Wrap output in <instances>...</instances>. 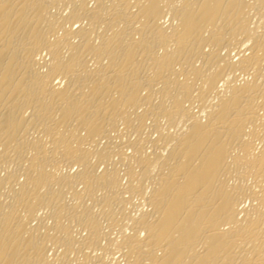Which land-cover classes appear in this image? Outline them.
Returning <instances> with one entry per match:
<instances>
[{
    "label": "bare ground",
    "instance_id": "bare-ground-1",
    "mask_svg": "<svg viewBox=\"0 0 264 264\" xmlns=\"http://www.w3.org/2000/svg\"><path fill=\"white\" fill-rule=\"evenodd\" d=\"M56 1L67 0H0V167H2V162H4V159L9 157V155L13 156L14 159H21L22 152L24 154L25 151L24 148L28 146H26V140H24L25 133L29 132L35 124L41 122L44 123V130L41 131H44L47 134L46 136H48V141L46 140L47 144L49 143L48 148H50L48 151L52 150L54 153V150H56L59 153L60 156L55 154V156L58 155L60 157V159L58 158V162L64 160L65 163H68L69 160L70 162L73 161V163L69 162L70 164L78 163L82 165L83 163L85 164L86 160L88 164L89 159L87 158L90 155L98 156L97 160H101L99 156L105 157L108 153H110V155H108L111 156V152H106V149L111 150V148H113L114 150L115 147L113 145L115 144H113L112 140L111 142L113 145H110L111 143L109 144L112 146L111 148L108 145V147L105 146L104 148H99L97 147L99 145L91 143L92 146L96 145V148H98L95 149L94 147L95 150L92 152L89 151V148L92 149L91 145L87 149L83 148L82 144L90 143L87 142L86 138L90 140L94 135L99 137V133L103 134L105 130L112 129L119 118L117 117L118 115H120V117L122 116L123 119L127 118V113L130 108L133 109L136 106L135 109H137L143 104L150 105L148 99L150 98L149 96H152V92L150 93L149 91L153 82H156V85L157 83L159 84V88L156 92H159L160 94H157L161 96L158 100L161 101L157 103V106L154 105L155 110L152 107V103L150 107H148L150 108L148 109V112H143L144 110H141L142 112H140V114L138 113L136 116V122L139 123L143 116L147 117L149 115L148 113H151L154 116L155 112V115L160 112L162 116L163 114L161 112H164L169 116L167 117V120H169L170 117H173L171 118L172 120H169L170 124L174 121V117L178 118V121L175 120V122L177 121L176 124L174 123L176 126L172 125L173 128L179 126L183 121V123L189 122V125H186L187 127L185 130L182 129V131L184 130L183 132H178V134H180H176L177 136L175 138H172V136L175 135H170L173 139V145L171 144L172 147L167 150L168 153L166 157L160 159L161 162H164L165 159L167 164V166L165 165L166 171L163 172V170L161 171L158 169V171H161L162 173L157 172V177L154 173L152 174L155 176H153L155 179L153 178L154 181H151L153 184L150 182L152 189L148 195L145 194L147 190H143V183H141V189L144 191H142L144 194L142 196L143 199H140L141 201L143 200L142 203L145 202V204L148 205V208L145 209L146 211L141 209L142 212H140L139 215L138 212L136 218H134V215L131 216L129 212H127V214L124 212L126 214L125 218H129V216H127L128 214L133 218L131 219L132 221L128 219V222H131L130 235L121 236L123 233L120 235L121 240H119L126 249L121 257H125L127 264H264V135L263 133H260L261 130H256L258 124L260 125V123H257L259 122L260 114L256 113L258 116H255V109L258 108H255L256 106L261 107V112L263 109V115L261 114V117L264 116V79H262L264 72L262 71L263 69L260 70L259 68L260 62L264 60V29L261 31V27L257 30L260 31L258 35L251 34V32H253L251 30L248 34H251L252 36L247 35V31L249 32L250 29L244 32L246 35L242 32L246 26V18L249 16H245L247 12L245 8L250 7L252 9L254 5L252 3L253 6H251L250 3L246 4V2H244L245 0H93V5L89 7L85 5L87 0H78L79 3H76L77 0H68V2L72 3V7L70 6L71 10L66 16L68 22L69 19H78L79 17L85 18L86 21L88 20V25L86 27L84 25H78L75 28H72V25L67 27L64 25L62 26L61 19L47 20L45 18L46 9L50 4L52 5ZM164 1L165 3H172L171 6L169 5V7H167L169 8V14L171 15L170 18H173L176 21L175 24H171L174 25L171 27L170 31H166V29L162 27L163 25L161 22L159 23L161 20L157 21L159 15L163 13V9L161 8L165 5L162 4ZM246 1L248 2V0ZM260 2L262 1L260 0ZM130 4H134L132 6L133 8L135 7L133 11L130 9ZM247 5L250 6L247 7ZM135 19H137L136 21L138 22L140 21V24L134 22L136 23L134 25L138 24V27L140 25L139 28L133 26V21ZM247 22H249V20ZM98 23L101 24V26L103 25L102 28H104L105 31H101L102 33L98 36V42L93 43L89 39L90 35L88 36V34H91V31H94L92 28ZM263 23L261 26H264ZM55 25L56 29L59 25V29L61 30L56 37L55 30L53 31ZM96 26L100 27L99 25ZM247 27L250 26H246V29ZM49 30L52 31L51 34H54V37H47L50 33ZM240 31L241 33H239ZM136 33L137 36L138 34L139 36L134 38L135 36L133 37V35ZM237 33H239V35L243 33V35L247 36H244V39H246L243 42L248 43V46L246 47L249 48L248 50L250 52L247 56L244 55L238 58V60L235 59L234 63L231 59V62H228V59L225 61L223 60L224 57L230 54L223 55V57L222 54H218L219 52L215 53L214 50L217 49V46L219 48V45L221 46L226 39L234 38V36L237 37ZM74 36L79 37L77 41L75 40L76 42H73L71 39L72 37L75 38ZM157 42L160 46L164 44L162 47L164 48L162 53L156 52L154 48V45ZM169 43L170 45H173L172 49L166 47V44ZM204 43L209 47H212L211 51L205 52L204 49L203 51L201 50ZM63 46H66L67 49L65 55L62 53ZM223 46L226 48L228 47L225 44ZM221 48L224 49L222 46ZM42 50L48 55V62H46L47 66H45V69L41 71L38 69V66L36 68L35 64L37 62L36 55H40ZM225 50H228V48ZM196 52H201L199 56L202 57L201 59H203L202 62L205 67H212L214 64V68L206 75L207 78L204 74H201L204 69L207 70L206 68L203 70L201 69L202 71L198 73L199 70L197 67L199 65L195 66L193 62L191 63V59L195 57L193 55ZM89 56L95 61V66L92 67V65V68L88 67L86 64L87 61H89L87 60L90 58ZM226 58L227 57H225V59ZM102 59H106L105 63L102 62ZM221 60L224 61L222 63L223 65L219 64L221 63ZM199 61L201 60L199 59ZM89 62H91V60ZM175 64H181L184 66L180 68L181 66L179 65V68H177L178 71L184 75V80L180 78H178L180 81L177 80L176 73L179 74V72L177 69L175 70ZM143 65H145V67H143ZM230 65H236L242 70H245L246 68L247 70H250L252 68L254 77H252V79L250 78L251 80L249 79V81H243L244 83H242L240 79L239 81L242 84L236 86L235 84H232L234 81L228 79L230 80L229 82H231V85H229L227 81L228 76L225 77L227 86H229L228 89H226L228 94L226 92L227 95H224V92L222 93L223 95L219 93L221 96L218 94L215 102H211L212 104L209 105L206 102L208 108H211L209 110L207 106H203L204 103H202L205 102V98L207 97L206 93L209 95L208 91L210 90H208V87L211 86L213 88L216 86L215 83L219 80L217 79L218 75L220 76L222 74L224 77V74H226L221 73L223 71H220V69L227 67L224 70H230L233 68ZM216 66H219L220 69L219 67L216 68ZM248 67H250V69H248ZM145 68L148 69V71L151 68V71L148 73L143 72V75H141V69L146 70ZM231 71L235 72L236 68L235 71L233 69ZM242 72L245 73L246 71ZM229 73L227 72V74ZM199 74L203 75V81L207 79L205 85L208 86L206 87L207 89L204 87L201 88L206 89L203 90L204 92L207 91L206 93L202 92V90H199L200 93L198 91L196 93L198 94L196 97L199 98V100H203L204 98V101H201V108L199 107L200 113H196L197 116L198 114H201L202 106L203 109L205 107L207 108H205L206 111L202 110V113L204 112L203 116L206 114V117L204 116V119H206H203L204 122H201L202 119L199 120L202 117V114L201 117L199 115V119H196L197 117L193 114L189 115L190 118L187 117L188 113L185 111L186 107L184 108L182 103L184 102L183 99H186L187 97L189 98L191 95L190 87L192 86L191 83H193L190 81L191 77H198ZM239 74L237 73L238 76ZM55 79L60 80L55 82ZM61 80L63 81L62 86L60 85V82H62ZM221 80L223 79H220V81ZM199 81L201 82V80ZM195 83L197 84V81ZM142 89L145 91L143 96H141L140 93ZM203 93L205 97H202ZM157 94L154 96H157ZM193 95H191V97ZM255 97H258V101L256 100L258 104H255L254 102ZM168 98H171V102L166 104L167 102L165 101H168ZM29 104L34 106V113L32 112V116L30 114L28 118H25L23 116L25 114L22 112L25 111V109L22 110V108L24 105ZM198 104H200V101ZM191 105L192 103H190V106ZM29 108H32L33 110V107ZM143 109L146 110V106ZM126 110L127 113H125ZM207 110H209V112H207ZM192 112L193 111L190 112L189 110V113ZM55 114L56 117L53 116ZM156 117L157 116L153 119H156ZM185 118L187 119L186 122ZM263 119L262 122H264ZM72 121H74V123H72ZM179 121H181V123ZM113 122L114 125L112 127L110 125ZM124 122H126V119ZM246 122L253 125L257 124L256 128L251 127L253 130L251 128L249 129L252 130L254 137L251 133L250 134L254 139H256L257 131L263 138L260 140V147L257 150L254 149V144L252 145L251 143L250 134L248 136H245L246 134H244L251 131L245 132V130H242V127H244L243 124L245 123L246 125ZM130 123L132 124L131 126H133L131 121ZM137 123H135V126H137ZM168 123L166 122V124ZM39 125L38 127H40ZM79 126L84 130V137H78L77 130L81 129ZM138 126H140V124H138ZM164 126L165 125H163V127ZM167 126H169V124L166 125V128L168 129L171 125L169 127ZM181 126L179 127L181 128ZM163 127L161 128L163 129ZM258 127L261 129L260 126ZM155 128L157 132L158 129H160H157V127ZM138 129L136 134L139 132ZM39 131L40 130H38V132ZM160 132L161 131L159 130V133ZM163 132L167 131L164 130L161 134H156L157 137L154 136L156 138L159 136L161 143H165L162 142V140L165 141L169 134V131L167 134ZM79 134L82 135L81 133ZM108 134L105 135L110 136V134ZM102 136L104 137V135ZM107 136L106 138L108 139ZM135 136L137 137V135ZM39 137L41 138V136ZM43 137L41 138L42 140ZM46 138L44 137V141ZM33 139L30 143L27 141V143L30 144V147L28 146V151L31 149L30 155L27 156L28 153L27 155L24 154L26 159L20 162V164H24V161L26 162L23 165L24 171L22 172L25 180H23V183L20 182L21 185L17 191L14 189V197L12 196V199H14L13 204L16 206H22V209H24L27 214H32L33 208L39 205V203V206H42L41 203L47 204L43 207L47 206L50 210L53 206H50L49 208L48 204L50 203L46 202L54 201L55 204H53L55 210H52L53 214L50 212V215L52 214L51 217H57L60 213L66 212V210L70 208L68 209L69 211L66 212L68 214H66L67 216L63 213L66 218H74L72 219L73 222H75V218H78L82 223L84 222V225L86 224L88 228V243L90 239L92 242L96 241L98 236L101 235L99 232L102 231L103 234V230L100 231V226L97 222L98 219L96 221L90 214V209L83 206L82 203L86 197L88 201V198L94 197L92 196L94 190L97 191L98 189H101L102 195L99 198L100 203H98V205H101L102 203V207L106 206V209L110 210L112 215L115 211L120 209L121 211H127L122 209L127 207H123L124 199L122 195H119L120 192H117L116 186H118L117 179L119 180V177L116 178V170L115 172H113L114 169L113 171L110 170L111 172L103 170L101 173L99 172L96 174L93 172V167L91 168L92 164L89 165V167L87 164V166L83 165L82 169H78L79 172L77 171L78 173L76 175L80 180V183H82V189L78 190L77 184V190L71 194L72 199L75 202H71L72 204L70 203L69 206V203L64 205L61 203L63 201H61L62 196L60 195L63 194L62 191L64 188L66 189L67 187H70L71 184L75 183L72 181L73 175L70 177L68 173L67 175L64 174L65 177H63L64 175H62V177L61 175L58 177L57 175L53 176L55 175L54 172L52 171V174L50 172L51 170L47 167L49 166L50 168L51 166L53 169H57L55 165L58 166L61 162L57 164V161L52 159L51 155L53 153L51 155L50 152L49 154L47 153V150L43 148L45 146L44 141V144H40L42 143L41 139L40 143L38 138ZM259 139L257 142H260ZM85 140L86 142H84ZM98 140L100 141V139L97 138V141ZM135 140H137V138ZM135 140H133L134 142H130L131 144L127 141L130 144V147L133 148V151L140 145L139 142L142 143V140L139 142ZM168 142L170 143L171 140H168ZM156 143L157 140L154 144ZM158 144L156 145L158 146ZM123 145L124 143L122 146ZM85 146L88 147L87 145ZM163 146L166 147L167 145ZM119 147H117L118 150ZM257 147L258 146H256V148ZM153 148L152 151L155 150V148ZM230 148L233 150L237 148V150H239V153L236 154V156H234L236 153L234 151L237 150H232L234 152V154H232L234 157L231 156L232 160L230 158L228 159L230 163H238V166H241L242 171L252 178L251 180L253 183H250L247 188L246 186L244 188L239 186L241 185V182L239 185L237 183L228 185V182H226V178L229 180L228 177H230V175L233 176L234 173L233 175L231 173L235 172H231L230 169L228 170L229 161L226 160V156L229 155ZM120 149L122 150V147ZM158 149L156 148V150ZM121 150L118 151L119 154ZM138 150L140 151V153L138 152L139 156L137 155L136 157V154H133V156L127 157L130 159L129 162L132 157H136L135 163L137 162V165L139 166L138 173H136L135 169L134 172L129 167V169L127 168L128 170H125L128 176L124 173L123 174L126 175V178H129L128 180H136L134 182L144 180L145 177V181H148L147 177L148 179L150 176L152 177L151 173L154 172V169L151 171L149 164L151 163L152 165V162L160 158V153L158 154V152L161 150L157 152L153 151V153H156V156L158 154V158L150 152L152 157H156L153 159H151L152 157L150 153L148 156L151 158L148 159L147 156V158L144 157V155H146L144 154L146 152L143 153L145 149L143 150L142 148V151L141 148H138ZM115 151L117 150H114V153H116ZM119 154L118 156H123ZM121 158L122 157H120V159ZM103 159L102 161H104ZM123 159H125V156H123ZM146 159L149 162H152L148 163ZM97 160H95V162ZM161 162L157 164L162 165L163 162ZM89 163L91 162L89 161ZM131 164H133V162ZM131 164H129V166ZM131 166L133 167V165ZM23 168L21 167L22 170ZM233 168L234 167L232 166V169ZM237 169H239V167H237ZM238 171L243 173L240 170ZM9 173L14 176V173ZM226 173H229L230 175L228 176ZM237 174L238 173H236V175ZM7 177L8 183L11 184L12 182H9L11 180L10 176L7 175ZM245 177H247V175H245ZM238 181H240V179ZM134 182L133 187L135 185ZM4 184L6 186L5 182ZM60 185L64 186L61 191L62 194H59L60 191H54L55 187L58 188ZM74 185L75 184L70 188L72 189ZM62 187L59 188L61 189ZM137 188L135 187V189ZM124 189L122 190L123 193ZM11 190L13 191V187ZM136 191L138 192V190ZM96 196L95 198L98 200V197ZM243 197L252 201V204H250L251 206H247V208L241 206V201L244 199ZM95 198L91 200H95ZM94 203L96 204L97 201H94ZM3 204L0 203V264H34L38 262V260H43L41 253L42 247L45 246V244L42 246V236H36L32 232L35 229L37 230V228L34 227L35 229L32 230L31 228L26 227L29 224L26 225L25 221L27 220H25V218L23 219V216L20 217V214L18 215V212L20 211L17 212L15 210L17 207L13 205L14 207L9 206L8 208L10 209L4 210L2 207ZM7 204L11 205L12 203L10 202ZM5 207L6 206H4V208ZM106 209L103 210V208H101L100 210L103 213L104 211H108ZM24 210L23 212L25 213ZM91 213H93L92 209ZM104 214L106 213L104 212ZM28 216L26 215L25 217L28 218ZM110 216H108L107 219H111ZM111 223H113V219ZM67 224L68 223L65 224L63 221L60 222L57 219L53 224L55 235L50 236V233L49 237H53L55 241L57 239H63L62 241H65V246L72 245V242L70 243L71 238L69 237L71 233H69ZM38 234H40V232H38ZM72 238L74 240V237ZM87 240L85 239V243ZM86 244L84 245L86 246ZM119 244L120 242L118 245ZM61 245L62 243L60 246ZM78 245L79 244L76 246ZM89 246L90 244L88 247ZM120 246L116 247V249L120 248ZM71 247H73V245ZM63 248L64 247L61 249L64 250ZM64 251H61V255L60 253L59 255L63 256L64 254L62 255V253H64ZM78 251L79 250H77V252ZM59 255L56 256L59 257ZM63 258L64 257H62V259ZM54 259L57 260V258ZM53 261L54 260H52V262L50 261V264H53ZM40 262L42 263V261ZM89 262L87 261V263ZM116 262L115 264H118Z\"/></svg>",
    "mask_w": 264,
    "mask_h": 264
},
{
    "label": "rangeland",
    "instance_id": "rangeland-1",
    "mask_svg": "<svg viewBox=\"0 0 264 264\" xmlns=\"http://www.w3.org/2000/svg\"><path fill=\"white\" fill-rule=\"evenodd\" d=\"M86 1V0H85ZM251 1H254V0H251ZM250 0H248V2L245 0L244 2H246V4H248V3H250V5L251 6H253L254 5V10H253V8L251 9L250 7L249 8H245L246 10H247V12H246V10H245V12H246V14H245V16H247V15H249V16H247V18H246V26H250V27H247V29H246V26H245V29L244 30H242V32L244 33V32H246L248 29H250L249 30V32L247 31V35L248 36H250L251 34H256V35H258L259 33H260V31H257V30H259L261 27V31H262V29H264V26H261L262 25V23L264 22L263 20H264V0H261L262 2H260V0L258 1V0H255L254 2H251ZM257 1H258V3H259V5H258V3H257ZM66 2H67V5H66ZM87 2V3H86ZM85 2V5L86 6H91V5H93V0H87ZM257 3V5H256V3ZM76 3H79V1L77 0V2ZM170 2H168V3H165V1H164V3H162L163 5H164V7H162L161 9H163L162 10V12L163 13H161L160 15H159V18L157 19V21H159V20H161V21H159V23L161 22V24L163 25L162 27L163 28H165L166 29V31H170L171 30V27L175 24V20L173 19V18H170L171 17V15L169 14V5L171 6L172 5V3H170ZM253 5H252V4ZM58 4V5H57ZM168 4V5H167ZM66 5V6H65ZM131 6H130V9L133 11L134 9H135V7L133 8L132 6L134 5V4H130ZM162 5V6H163ZM250 5H247V7L248 6H250ZM64 6V7H63ZM70 6L72 7V3L71 2H68V0L67 1H56L55 3H53L52 5L50 4L49 6H48V8L46 9V12H45V18L47 19V20H51V19H56V20H60L61 19V24H62V26L64 25V26H69V25H72L71 27L72 28H75L76 26H78V25H84L85 27L88 25L87 24V21H86V19L85 18H83V17H79L78 19H69V22H68V19H67V15L69 14V11L71 10V8H70ZM168 6V7H167ZM132 7V8H131ZM262 8V9H261ZM51 9V10H50ZM260 9V10H259ZM63 10V11H62ZM168 11V12H167ZM249 11H251V12H249ZM260 12V13H259ZM52 13V14H51ZM64 13V14H63ZM165 13H167V14H165ZM251 13V14H250ZM50 14H51V16H50ZM62 14H63V16H62ZM66 14V15H65ZM164 14V15H163ZM57 15V16H56ZM162 15V16H161ZM49 16V17H48ZM63 18H62V17ZM260 16V17H259ZM48 17V18H47ZM161 18V19H160ZM165 18V19H164ZM171 19H172V21H171ZM46 20V21H47ZM137 19H135L134 21H133V26H136V27H138V24H140L138 21H136ZM249 20V22H247ZM258 21V22H257ZM68 22V23H67ZM134 22H138V24L137 25H134V24H136V23H134ZM43 23H45V22H43ZM47 23V22H46ZM66 23V24H65ZM70 23V24H69ZM73 23H74V25H73ZM158 23V22H157ZM165 23V24H164ZM172 23H174L173 25H171ZM161 24H159V25H161ZM168 24V25H167ZM96 25H99L100 27H97ZM96 25H94L95 27H93L92 28V30H94V31H91L92 33V36H91V34H88V36L90 35V37H89V39L93 42V43H97L98 41L97 40H99V34L100 33H102V32H104L105 30H104V28H102V26H101V24H96ZM263 25H264V23H263ZM169 28H168V27ZM258 28H257V27ZM139 27H140V25H139ZM138 27V28H139ZM55 29H53V31L55 32V37L61 32V30L59 29V25H58V27H57V29H58V31H57V29H56V25H55V27H54ZM98 28V29H97ZM103 30H102V29ZM135 28V27H134ZM168 28V29H167ZM100 29V30H99ZM96 30V31H95ZM98 30V31H97ZM227 30H229V29H227ZM253 31V32H251V34H248V33H250V31ZM255 30V31H254ZM50 31V30H49ZM48 31V32H49ZM100 31V32H99ZM102 31V32H101ZM51 32L52 31H50V33L47 35V37L49 36H51V38H52V36L54 37V34L52 35L51 34ZM107 32V31H106ZM109 32V31H108ZM258 32V33H257ZM90 33V32H89ZM96 33V34H95ZM239 33H241V31L239 32ZM239 33H237L236 35H237V37L236 36H234V38L236 37L237 39H239V40H237L236 38V40L234 39V38H229V39H226L225 41H223V43L225 44V45H227L228 47V50L230 51H228V50H225V49H227L225 46H223L224 44L222 43L221 44V46L224 48V49H222L221 48V46L219 45V48H218V46L216 47L217 49H215L214 51H215V53H218V54H222V56L224 55H227V54H230V55H228V56H225V57H227L226 59H225V57H224V59L223 60H227L228 62H231L232 60H233V63L235 62V59L236 60H238V58H240L241 56H244V55H248L249 54V48L248 47H246V46H248V43H246V42H243L245 39H244V36L246 35V33H244L245 35H243V33L242 34H240L239 35ZM51 34V35H50ZM109 34V33H108ZM243 35V36H242ZM135 36V37H134ZM138 36H139V34H138ZM137 36V33L136 34H134L133 35V37L134 38H137L138 37ZM252 36V35H251ZM75 37V36H74ZM95 37V38H94ZM245 37H247V36H245ZM51 38H49V39H51ZM79 37H75V38H71L72 39V41L73 42H76L77 41V39H78ZM92 38V39H91ZM243 39V40H242ZM76 40V41H75ZM94 40H95V42H94ZM232 40V41H231ZM230 41V42H229ZM234 41V42H233ZM237 43V44H236ZM243 43H245V44H243ZM157 44V45H156ZM164 45V44H163ZM163 45H158V42L157 43H155V45H154V48H155V50H156V52H160V53H162V50L164 49V48H162L163 47ZM168 45V46H167ZM170 45V43L169 44H166V47L168 48V49H172L173 48V45L171 46H169ZM240 45V46H239ZM245 46V47H243V46ZM156 46V47H155ZM157 46H158V49H157ZM202 47V46H201ZM160 48V49H159ZM162 48V49H161ZM208 48V49H207ZM211 48L212 47H209L207 44H203V47H202V51H203V49H204V51L205 52H207V51H211ZM221 48V49H220ZM210 49V50H209ZM246 49H247V51H246ZM157 50H159V51H157ZM217 50V51H216ZM223 50H225V51H223ZM233 50V51H232ZM240 50V51H239ZM243 50V51H242ZM43 51V52H42ZM41 52H40V55H36V64H35V66H36V68H37V66L39 67L38 69L39 70H44L45 69V66H47V64H46V62H48V55H46L45 53L46 52H44V50H42ZM220 51H221V53H220ZM223 51V52H222ZM229 53H228V52ZM239 51V52H238ZM198 52V51H197ZM195 53L193 56H195V57H193L194 58V60H193V58L191 59V63L193 62L194 63V65L195 66H198L197 68H198V73H200L204 68H206L207 70H203V72L201 73V74H204V76L207 78V74H208V72L210 71V70H212L213 68H214V64L212 65V67H208V66H204L203 65V59H201L202 57H200L199 55L201 54V52L200 53ZM227 52V53H226ZM62 53L65 55L66 53H67V49H66V46H63V49H62ZM226 53V54H225ZM238 53H240V54H238ZM243 55H242V54ZM193 54V53H192ZM238 54V55H237ZM197 55H198V57H197ZM237 55V56H236ZM38 56V57H37ZM219 56V55H218ZM90 58H88L87 60H91V62H89V61H87V66L88 67H90V68H92V67H94L95 66V61H93L92 59V57L91 56H89ZM40 59V60H39ZM199 59L201 60V61H199ZM230 59H231V61H230ZM193 60V61H192ZM223 60H221L220 62L221 63H219L220 65L224 62ZM40 61V62H39ZM44 61V62H43ZM105 61H106V59H102V62H104L105 63ZM195 61V62H194ZM219 62V61H218ZM217 62V63H218ZM45 65H44V64ZM92 63V64H91ZM216 63V64H217ZM227 63V62H226ZM262 63V64H261ZM182 64V63H181ZM181 64H175V70L177 69V68H179L178 66L180 65L181 67L180 68H182V67H184L183 65H181ZM264 60H262L261 62H260V64H259V68H260V70H262L263 72H264ZM93 65V66H92ZM146 65V64H145ZM145 65H143V67H145ZM176 65H177V67H176ZM204 67H203V66ZM219 65V66H220ZM223 65V64H222ZM92 66V67H91ZM147 66H148V64H147ZM146 66V67H147ZM219 66H216V68L217 67H219ZM230 66H232V65H230ZM229 66V67H230ZM262 66V67H261ZM142 67V68H143ZM200 67H202V68H200ZM223 67V66H222ZM233 67V68H232ZM232 67H230V68H232L234 71H235V68H236V71L235 72H233V71H231L232 69H230V70H224V69H226L227 67H224V68H221V69H223V70H221L220 69V67H219V69H220V71H223V72H221V73H226V74H224L225 76L223 77V75L221 76V77H223V78H221L219 75H218V77H217V79H219V80H217L216 81V83H215V85L216 86H214L213 88L210 86V87H208L207 85H205V83L207 82V79H205V81H203V79H204V77H202L203 75H201V74H199L200 75V77H199V75H198V77L199 78H201V79H199L197 76H195V77H191V79H190V81L191 82H193V83H191L192 84V86L190 87L191 89H190V93H191V95H193L192 97H191V95L189 96V98H190V101H189V98L187 97L186 99H183L184 100V102H182L183 103V106H184V108L186 109L185 111H186V113H188V116L187 117H189L190 118V114L192 115H195L197 118L196 119H199L200 117H201V114H202V117L199 119V120H201L202 119V121L201 122H204L203 121V119H204V116L206 117V114L203 116V113H202V110L204 111H206V109L208 108V106L206 105L207 103H208V105L209 104H212L213 102H215L216 101V97H218V94L220 93V94H222L223 92H224V95L227 93L228 94V91L226 90V89H228V87L229 86H227V82H226V78L225 77H227L228 76V78H227V81H228V84L229 85H231V82H229L230 80H232V81H234V82H232V84H235V86L236 85H240V84H242V83H244L243 81H249V79L251 78L252 79V77H254V73H253V69L251 68L250 69V67H248V69H250V70H247V68L245 69V70H242L241 68H238V66H232ZM210 68V69H209ZM146 69V68H145ZM151 69V68H150ZM149 69V71H148V69H146V70H144V69H141L140 71V73H141V75H143V72H145V73H148V72H150L151 70ZM202 69V70H201ZM147 71V72H146ZM177 71H178V69H177ZM229 71H230V73H229ZM242 71H246L245 73L244 72H242ZM252 71V72H251ZM179 72V71H178ZM227 72L229 73V74H227ZM232 72V73H231ZM237 73L239 74V76L237 75ZM248 73H250V74H248ZM176 78H177V80H179L180 81V79H182V80H184V75L181 73V72H179V74L178 73H176ZM243 75V76H242ZM248 75V76H247ZM253 75V76H252ZM191 76V75H190ZM189 76V77H190ZM235 76V77H234ZM232 77V78H231ZM237 77V78H236ZM178 78H180V79H178ZM196 78V79H195ZM203 78V79H202ZM239 78V79H238ZM243 78V79H242ZM194 79V80H193ZM220 79H223V80H221L220 81ZM225 79V80H224ZM228 79H230V80H228ZM241 79V80H240ZM250 79V80H251ZM262 79H264V76H263V78ZM60 79H55V82L56 81H59ZM181 80V81H182ZM199 80H201V82L199 81ZM242 82H240V81ZM62 81V80H61ZM197 81V84L195 83ZM218 81H219V83H218ZM264 81V80H263ZM200 82V83H199ZM223 84H222V83ZM204 85H203V84ZM218 83V84H217ZM60 85L62 86L63 85V81L62 82H60ZM202 87H204V88H206V87H208L209 89L208 90H210V91H208L209 92V95H208V93H206L207 91H203V90H206V89H201ZM216 87V88H215ZM220 87V88H219ZM227 87V88H226ZM151 88H152V91H151ZM151 88H150V93H151V95L152 96H149L150 98L148 99L149 101H150V105H151V103H152V107H153V109L155 110V106H157V103H159L160 101L158 100V99H160V97L161 96H159L158 94H160L159 92H156L157 90H158V88H159V84L157 83V85H156V82H153V85H151ZM212 88V89H211ZM215 88V89H214ZM226 91H225V90ZM196 90V91H195ZM202 90V92H204V93H206V98H205V102H202V103H204L203 104V106L205 105V106H207V108L205 109H203V106H202V109H201V114H198V116H197V114L196 113H200V111H199V109L201 108V101H204V98H203V100H199V98H197L196 96L198 95V94H196L197 93V91L200 93V91ZM224 90V91H223ZM143 93H142V92ZM140 91V93H141V96H143V94H144V89H142ZM214 91V92H213ZM153 92H154V94H153ZM156 92V93H155ZM193 92V93H192ZM218 92V93H217ZM226 92V93H225ZM158 93V94H157ZM204 93H203V95H204ZM157 94V96H154V95H156ZM196 94V95H195ZM214 94V95H213ZM216 94V95H215ZM219 94V95H220ZM226 94V95H227ZM202 95V97H205V95L203 96ZM223 95V94H222ZM159 96V97H158ZM221 96V95H220ZM153 97H154V99H153ZM155 97H156V99H155ZM158 97V98H157ZM165 98V97H164ZM195 98V99H194ZM196 98H197V100H196ZM212 98V99H211ZM153 99V100H152ZM169 100L167 101L166 99H164V100H166L165 102H167L166 104H169L170 102H171V98H168ZM258 99V97L256 98L255 97V99H254V102H255V104L257 103L258 104V102H256V100ZM186 100V101H185ZM207 100V101H206ZM213 100V101H212ZM157 101V102H156ZM188 101V102H187ZM195 101V102H194ZM198 101V102H197ZM199 101H200V104H198L199 103ZM258 101V100H257ZM197 102V103H196ZM207 102V103H206ZM212 102V103H211ZM259 102H260V100H259ZM190 103H192V105L190 106ZM149 104H146V105H138L137 107V109H135L136 108V106L133 108V109H129V111H128V113H129V115H128V113H127V110H126V112L125 113H127V118H125L126 119V122H124V120L125 119H123L122 118V116L120 117V115H118L117 117H119L118 119H117V121L115 122L116 124L114 125V122L113 123H111V125L110 126H112L113 127V125H114V127L112 128V129H108V128H111V127H108L107 129L108 130H105V132L103 133V134H101V133H99L98 135H99V137L96 135H94V137H92L90 140L92 141H90L89 139H87L86 138V140H87V142H90V143H86V144H82L83 145V148H89V146L91 145V147H92V149H90L89 148V151H93V150H95V149H98V148H96V145H99V146H97V147H99V148H104L105 146H109L110 148L112 147V146H110V145H113V144H117L116 146L115 145H113L115 148H114V150H117V151H115L116 153H114V150H113V148H111V150H108V149H106V152H111V156H109L110 155V153H106L107 155V157L105 156H99L100 158H101V160L100 159H98L97 160V158H98V156H96V155H90V156H88V158L87 159H89L88 160V164H87V160H86V162H85V164L83 163L82 165L81 164H78V163H76V164H78V165H76L75 163L74 164H70V163H73V161H69L68 160V163H65V161L63 162V161H59V162H61V163H59L58 162V160L60 159V155H59V153L56 151V150H54V153H53V151L51 150V151H48L50 148H48V145H49V143L47 144V139H48V136H46L47 134L44 132V131H41V130H44L43 129V124L44 123H39L38 121V123L39 124H41V125H39V124H35L34 125V127L32 128V129H30L29 130V132H26L25 133V135H24V137H25V139L24 140H26V146L28 145L29 147H30V142H32L33 140H35V139H33V138H38L39 139V143H40V139L44 136L46 139H45V141H44V137H43V140L41 139V142L42 143H40V144H44L43 143V141L45 142V146L43 147L44 149H46L47 150V153L49 154V152H50V155L53 153L54 154V156H55V154H58L57 156H53V154L51 155L52 156V159H54L55 161H57V164L59 163L60 165H55L56 167H57V169H53V167H51L50 166V168H49V166L47 167L48 169H50L49 171L52 173V171L54 172V174L55 175H53V176H56L57 175V177L58 176H60L61 175V177H62V175H67L68 173H69V175H70V177H71V175H73V182H75V183H73V184H75L74 185V187H72V189L70 188L71 186H73V184H71L70 185V187H67V186H65V187H67L66 189L64 188V186L62 187L61 185L59 186V187H62L61 189L58 187V188H56L55 186V189H54V191L56 190L57 192H59V194L61 193L62 194V192H63V194L62 195H60V196H62L61 197V201H63V202H61L62 204H64V205H67V203H69L68 204V206L70 205V203L72 202H75V201H73V199H72V193L74 192V191H76L77 189L79 190V189H82V183H80V180L78 179V177H76V175H77V173L79 172V170L80 169H82L83 168V165H88V167H89V165H91V168L93 167V172L94 173H101L103 170H105V171H113V169H114V171L113 172H115V170H116V178H118L119 177V180L117 179V185L119 186H116L117 187V192H120L119 193V195L121 196L122 195V197H123V199H124V205H123V207H127V208H122L123 210H127V211H121V209L120 210H117V211H115V213H113V215L110 213V210H108V209H106V206H103L102 207V203H101V205H98V203H100V200H99V198H100V196L102 195V190L101 189H98V188H95V189H98L97 191L96 190H94L95 192H97V193H95L94 191H93V194H92V196H94L93 198L92 197H90V198H88L89 199V201L87 200V197L85 198V200H83L82 202V205L83 206H85L86 208H89L90 209V214L95 218V220L97 221V219H98V225L100 226L99 227V229H100V231L101 230H103V234H102V231L101 232H99L101 235H99L98 236V238L96 239V241H94V242H92L91 241V239L89 240V243H88V240L87 239H89V237H88V228H87V226H86V224L84 225V222L82 223L81 222V220L80 219H78V218H75V222L77 223H75V222H73V220L72 219H74V218H72V219H68V217L66 218V216L68 215L66 212H68L69 210L68 209H70V208H68L67 210H66V212H63V213H60L59 214V216H57V217H54V216H52L51 217V215L53 214V211L55 210L54 208H55V206H54V201L52 202V201H49V202H46V203H50V204H48V207L50 208V206H53V208H50V210L47 208V206L46 207H43L44 205H47V204H45V203H41V205L42 206H39L40 205V203H39V205H37V206H35L34 208H33V210H32V214H29V216H28V214H27V212L24 210V209H22V206H20V205H18V206H16L15 204H13V201H14V199H12L13 197H14V189L17 191L18 189H19V187H20V182L21 183H23L24 181L23 180H25V177H24V175H23V171H24V168H23V165L26 163L25 161L23 162L24 164H20V162H22L23 160H25L26 158H25V155H27V153H28V155L27 156H29L30 155V153H31V149L28 151V149H29V147L27 146V147H25L24 148V154H23V152H22V155H21V159H19L18 160V158L17 159H14L13 158V156H11V155H9V157H6V159H4V162H5V164H4V162H2V164H1V166L2 167H0V179H1V181H0V183H2V184H0V203H2L3 204V202H4V206H6L5 208H4V206L2 205V207H3V209L5 210V209H10V208H8L9 206L10 207H17V208H15V210L18 212V211H20V212H18V215L20 214V217H22L23 216V219L25 218V220H27V221H25L26 222V225L27 224H29V225H27L26 227H29V228H31L32 230L33 229H35L34 227H36L37 228V230L35 229V230H33L32 232L36 235V236H42V246L45 244V246H43L42 247V258H43V260H38V262H36V263H34V264H38V263H40V264H50L51 262H52V260H54L53 261V264L55 263V264H66V263H68V264H115V262L116 263H118V264H124V262H125V264H127V262H126V259H125V257L123 256V257H121L122 255H123V253L125 252V247H124V245L121 243V237H120V235L121 236H127L128 234L130 235V231H131V222L130 221H132L131 219L133 218V217H131L132 215H134L135 217L134 218H136L139 214H140V212H142V210L141 209H143V211L146 209V208H148L147 206L148 205H146L145 204V202H143L142 203V201H141V199H143L142 198V196H143V192L144 191H146L145 192V194H149L150 192H151V189H152V185L151 184H153L152 182L154 181V177L156 176H158V173L157 172H159L158 171V169L159 170H163V172L164 171H166V166H167V164H166V161H165V159H164V162L162 163L161 162V160L160 159H163L164 157H166V155H167V153H168V151L167 150H169L171 147H172V141H173V139L172 138H175L177 135H179L180 133H181V131H182V129H186V127L189 125V122H186L187 121V119L185 118V122L186 123H181V121H179L181 124H182V126H181V124H179V126H181V128L179 127V126H177V127H174L173 128V126H176V125H174V123L176 124V122L178 121V118L177 117H174V121L173 122H171V124H170V122H169V120H172L171 118H173V117H170V119L169 120H167V117H169L168 115H166L167 113H164V112H161L163 115L161 116V114H160V112H158L157 113V115H155L156 114V112L154 113V116L151 114V113H148V114H146V115H148L149 116V118H148V116L146 117V116H143V118H142V120L139 122V123H137L136 122V116L138 115V113L140 114V112H142L141 110H144L143 112H145V111H147L148 112V109H150V108H148V107H150V105L148 106ZM155 105V106H154ZM200 105V106H199ZM28 106V107H27ZM146 106V110L145 109H143L144 107ZM189 106V107H188ZM197 106V107H196ZM256 106V105H255ZM26 107V108H25ZM29 107H33V110H32V108H29ZM200 107V108H199ZM259 108L260 106H256L255 108ZM142 108V109H141ZM187 108H188V111H187ZM257 108V109H258ZM23 109H25V111H22L25 115H23L25 118H28V116H30V114H31V116H32V114L34 113V106L32 105V104H29V105H24V107L22 108V110ZM152 109V110H153ZM209 110L211 109L210 107L208 108ZM257 109H255V114L257 113V114H260V117H259V122H257V123H260V125L258 124V126H260L261 127V129L257 126V128H256V125H253V124H251V123H247V124H249V125H245V123L243 124V126L244 127H242L243 129V131L245 130V132L246 131H251V132H247V133H244V134H246L245 136H248L250 133L252 134V128H256V130H258V131H260L261 130V134L263 133V135H264V122H262V119L264 118V116L263 117H261V114L263 115V109H262V112H261V107L257 110ZM134 110V111H133ZM189 110H190V112L191 111H193L192 113H189ZM209 110H207V112H209ZM259 111V112H258ZM33 112V113H32ZM136 112V113H135ZM146 112V113H147ZM207 112H205V113H207ZM261 112V113H260ZM134 113V114H133ZM136 114V115H135ZM145 114V113H144ZM255 115V116H258V115ZM135 115V116H134ZM153 116V117H151V116ZM159 115V116H158ZM199 115H200V117H199ZM54 117H56V114L55 115H53ZM155 116H157L156 117V119H153V118H155ZM163 116H165V117H163ZM131 117V118H130ZM160 117V118H159ZM135 120H134V119ZM165 118V119H164ZM258 118V117H257ZM144 119V120H143ZM206 119V118H205ZM204 119V120H205ZM133 123V126H131L132 124L130 123V121ZM156 120H158V121H156ZM166 120V121H165ZM175 120H177L176 122H175ZM179 120H180V118H179ZM198 120V121H199ZM134 121H135V123H137L136 125L137 126H135V123H134ZM188 121H189V119H188ZM261 121V122H260ZM263 121H264V119H263ZM36 122V123H37ZM75 122H77V121H75ZM166 122L169 124V126L171 125H173L172 127L170 126H167V127H169L168 129L166 128V125H168V124H166ZM72 123H74V121H72ZM158 123V124H157ZM188 123V124H187ZM123 124V125H122ZM130 124V125H129ZM138 124H140V126H138ZM141 124H143V125H141ZM184 124H185V127H184ZM251 124V125H250ZM261 124H262V126H263V128H262V126H261ZM38 125L40 126V127H38ZM155 125H159V126H155ZM162 125V126H161ZM163 125H165L164 127L166 128H164L163 127ZM187 125V126H186ZM253 125V126H252ZM122 126H124V127H122ZM133 127V128H131V127ZM144 126V127H143ZM150 126V127H149ZM248 126V127H247ZM255 126V127H254ZM78 127V126H77ZM122 127V128H121ZM129 127H130V129H129ZM141 127V128H140ZM155 127H157V129L158 128H160V129H158V132L156 131V128ZM161 127H163V129L161 128ZM252 127V128H251ZM36 128V129H35ZM79 128H81L80 126H79ZM138 128H140V129H138L139 130V132H138V134H136L137 133V129ZM176 128V129H175ZM248 128V129H247ZM252 129V130H249V129ZM259 128V129H258ZM134 129V130H133ZM162 129V130H161ZM178 129H180V130H178ZM38 130H40L39 132H38ZM128 130H130V131H128ZM159 130L162 132V131H169L168 133V135H167V138L165 139V141L164 140H162V142H168V140H171V142L169 143H161V140H159V136H158V138H156L157 137V135H159V134H161V132L159 133ZM171 130V131H170ZM176 130H178V131H176ZM183 130V131H184ZM256 130L254 129V131L256 132ZM108 131V132H107ZM174 131V132H173ZM182 131V132H183ZM258 131L256 132L257 134H256V139H254L253 137H254V135L252 134V136H251V134H250V136H251V143H252V145L254 144V149H258L259 147H260V143H261V139H263L264 138V136H263V138H262V136H260L261 134H258ZM34 134H33V133ZM36 132V133H35ZM65 132H67V131H65ZM81 133L82 135H80L79 133ZM107 132V133H106ZM134 132V133H133ZM143 132H146V133H143ZM167 132H163V133H165V134H167ZM178 132H180L179 134H178ZM110 134V136H107V135H105V134ZM119 133H120V135H119ZM133 133V134H132ZM143 133V134H142ZM159 133V134H158ZM162 133V134H163ZM171 133H173V134H171ZM29 134V135H28ZM77 134H78V137H84V130H82V128L80 129V130H77ZM108 134V135H109ZM117 134V135H116ZM132 134V135H131ZM141 134V135H140ZM144 134H146V135H144ZM157 134V135H156ZM177 134V135H176ZM102 135H104V137L102 136ZM127 136V137H125V136ZM135 135H137V137L135 136ZM148 135V136H147ZM170 135H175V136H172V138H171V136ZM258 135H259V137H258ZM39 136H41V138L39 137ZM101 136V137H100ZM106 136L108 137V139L106 138ZM115 136V137H114ZM120 136V137H119ZM124 136V137H123ZM134 136V137H133ZM139 136V137H138ZM141 136V137H140ZM145 136V137H144ZM154 136H156V137H154ZM168 136H170V137H168ZM29 137V138H28ZM103 137V138H102ZM149 137V138H148ZM151 137H152V139H151ZM27 138V139H26ZM97 138L98 139H100V141L98 140L97 141ZM111 138V139H110ZM137 138V140H135ZM142 138V139H141ZM259 139V141L260 142H257L258 141V139ZM33 139V140H32ZM123 139V140H122ZM128 139V140H127ZM129 139H130V141H129ZM139 139V140H138ZM153 139H155V140H153ZM47 140V141H46ZM86 140L84 141V142H86ZM111 140L113 141V144H112V142H111ZM114 140H115V142H114ZM133 140H135V141H137V142H139L140 140H142L141 142L142 143H140L139 142V144L141 145H139L138 147H137V149L136 150H134L133 151V148L132 147H130V142H132ZM145 140V141H144ZM153 140V141H152ZM157 140V143L156 144H158V142H159V144H158V146L156 145V144H154L155 143V141ZM159 140V141H158ZM167 140V141H166ZM252 140H253V142H252ZM27 141L29 142V143H27ZM98 143H97V142ZM110 141V142H109ZM122 141H124V142H122ZM126 141V142H125ZM130 143H128V142ZM149 143H148V142ZM96 142V143H95ZM108 144H107V143ZM119 142V143H118ZM134 142V141H133ZM152 142H154V143H152ZM96 144V145H93L92 146V144ZM106 143V144H105ZM111 143V144H110ZM124 143V145L122 146V144ZM147 143V144H146ZM258 143V144H257ZM110 144V145H109ZM125 144H126V146L128 147H126L125 146ZM143 144V145H142ZM146 144V145H145ZM161 144V145H160ZM172 144V145H171ZM85 145H87L88 147H86ZM119 145H120V147H119ZM149 145V146H148ZM154 145V146H153ZM163 145H167L166 147H164ZM171 145V146H170ZM107 146V147H108ZM157 146V147H156ZM160 146V147H159ZM170 146V147H169ZM256 146H258L257 148H256ZM46 147V148H45ZM82 147V146H81ZM94 147H95V149H94ZM117 147H119V150H121L120 148L122 147V150L121 151H124V152H121L120 151V154H119V150H118V148ZM125 147V148H124ZM157 148L158 149V147H159V149L158 150H156V148H155V150H153L154 152H157V151H162L163 152V154H162V152L160 151V152H158V154H159V156H160V158H158V154H157V156H156V153H153V151H152V148ZM162 147H164V148H162ZM109 148V149H110ZM138 148L140 149L141 148V150H142V148H143V153L144 152H146V153H144V154H146V155H144V157L145 158H147L148 157V159L149 158H151L152 157V154H154V156H156L158 159L157 160H155L154 162H152V161H150V162H152V165H151V163L148 161V163H150L149 164V166H150V169H151V171L153 170L154 172H150L151 173V175L154 173V175H152V177L150 176V173H149V179H151V180H149L148 179V177H147V180L148 181H145V178H144V180H141V181H138V182H134V181H136V180H133V179H131V180H128L129 178H126V171L125 170H128L129 169V167H130V169L131 170H133L134 171V169H135V171H136V173H138V165H137V162L135 163V160H136V157H137V155L139 156V153H140V151L138 150ZM147 148V149H146ZM153 148V149H154ZM127 149V150H126ZM165 150V151H164ZM233 149L232 148H230V152L228 153L229 155H230V157H229V155H227L226 157V160L227 161H229L228 159L230 158L231 160H232V158H231V156H233L232 154H234V152H236L235 154H234V156H236V154H238L239 153V150H237V148H235L234 150H237V151H232ZM255 150V151H256ZM26 151H28V152H26ZM56 151V152H55ZM139 152V153H138ZM152 154H151V153ZM123 153V154H122ZM138 153V154H137ZM151 154V157H149L148 156V154ZM118 154L119 155H123V156H125V159H123V156H118ZM125 154V155H124ZM128 154V155H127ZM132 154V155H131ZM133 154L136 156H134V157H132V159H131V161L129 162V160L130 159H128L127 157H129V156H133ZM163 156H162V155ZM12 158H11V157ZM147 156V157H146ZM152 157L151 159H153V158H156V157ZM233 156V157H234ZM24 157V158H23ZM57 157V158H56ZM120 157H122L121 159H120ZM163 157V158H162ZM23 158V159H22ZM56 158V159H55ZM59 158V159H58ZM96 158V159H95ZM104 158V159H103ZM106 158H107V161H106ZM144 158V159H145ZM10 159H12V160H9ZM102 159L104 160V161H102ZM150 159V160H151ZM15 160V161H14ZM95 160H97L96 162H95ZM134 160V161H133ZM18 161V162H17ZM89 161L91 162V163H89ZM125 161H126V164H125ZM158 161V162H157ZM227 161H226V164H227ZM67 162V161H66ZM70 162V163H69ZM95 162V163H94ZM127 162H128V164H127ZM133 162V164H131ZM162 163V165L160 164V165H158L157 163ZM63 164V165H62ZM129 164H131V165H133V167L130 165L129 166ZM158 166H157V165ZM164 164V165H163ZM231 166H230V165ZM229 164H228V166H229V168H228V170L230 169V171L232 172V171H235V172H232L231 174L233 175V173H234V175L233 176H231L229 173H230V171H229V173H226V174H228V176L230 175V177H228V176H226V177H228L229 178V180L226 178V182H228L227 184L228 185H232V184H238L239 185V183L241 182V185H239V186H242V188H244L245 186H246V188L249 186V184L250 183H253V181L251 180L252 178H250V176H248V174H245L243 171H242V168H241V166H238L239 164L238 163H234L235 164V166H234V164H232V162L230 163V161H229ZM237 164V165H236ZM81 165V166H80ZM86 165V166H87ZM94 165V166H93ZM111 165V166H110ZM156 165V166H155ZM166 165V166H165ZM55 166H54V168H55ZM153 168H152V167ZM163 166H165V167H163ZM232 166L235 168V169H237V167H239V169H237V170H235L234 168L232 169ZM237 166V167H236ZM21 167L23 168V170L21 169ZM159 167V168H158ZM90 168V169H91ZM118 168V169H117ZM128 168V169H127ZM157 168V169H156ZM4 169V170H3ZM20 169V170H19ZM70 169V170H69ZM79 169V170H78ZM92 170V169H91ZM100 170V171H99ZM118 170V171H117ZM238 170H240V171H242L243 173H241V172H239ZM78 171V172H77ZM110 171V172H111ZM134 171V172H135ZM150 171V170H149ZM159 172V173H162V172ZM9 172H12V173H14V176L11 174L10 175V173ZM56 172V173H55ZM5 173V174H4ZM7 173V174H6ZM126 174V175H124V174ZM236 173H238L237 175H236ZM53 174V173H52ZM74 174H75V178H74ZM7 175L8 176H10V178H11V180L9 181V182H12L11 184L10 183H8V177H7ZM65 175L63 176V177H65ZM68 175V176H69ZM241 175H242V177H241ZM245 175H247V177H245ZM4 176H5V178H4ZM11 176H13V177H11ZM128 176V175H127ZM154 176V177H153ZM244 176V177H243ZM24 177V178H23ZM2 178H4V179H2ZM7 178V179H6ZM154 178V179H153ZM238 178V179H237ZM5 179H6V181H5ZM240 179V181H238ZM4 180V181H3ZM78 182H77V181ZM133 180V181H132ZM153 180V181H152ZM246 180V181H245ZM152 181V182H151ZM252 181V182H251ZM4 182L6 183V186H5V184H4ZM18 182V183H17ZM132 182V183H131ZM133 182H134V184L135 185H137V186H135L134 185V187H133ZM150 182H151V184H150ZM17 183V184H16ZM137 183V184H136ZM141 183H143V190L141 189V187H142V184ZM10 184V185H9ZM77 184H78V187H77ZM141 184V185H140ZM145 184V185H144ZM244 184H246V185H243ZM3 185V186H2ZM124 185H125V187H124ZM127 185V186H126ZM128 185H129V187H128ZM131 185H132V187H131ZM12 187H13V191L11 190L12 189ZM76 187H77V189H76ZM127 187V188H126ZM131 187V188H130ZM135 187L137 188V189H135ZM63 188H64V190H63ZM118 188H120V189H118ZM124 188H126V189H124ZM133 188H134V190H133ZM60 189V190H59ZM124 189V193H123V190ZM131 189V190H130ZM139 189H140V192H139ZM63 190V191H62ZM69 190V191H68ZM101 190V191H100ZM125 190H126V192H125ZM136 190H138V192L136 191ZM150 190V191H149ZM62 191V192H61ZM130 193H129V192ZM133 191V192H132ZM143 191V192H142ZM13 194H12V193ZM65 192V193H64ZM67 192V193H66ZM100 192V193H99ZM136 192V193H135ZM140 193V194H139ZM12 194V195H11ZM67 194V195H66ZM97 196H96V195ZM98 194H99V196H98ZM125 194V195H124ZM6 195V196H5ZM64 195V196H63ZM71 196V198H70V196ZM13 196V197H12ZM95 196L96 197H98V200H97V198H95ZM145 196V195H144ZM65 197V198H64ZM129 199H127V198ZM95 198V200H91V199H94ZM126 198V199H125ZM141 198V199H140ZM244 198V199H243ZM242 199V203H241V206L242 207H246L247 208V206H251L250 204H252V201H250V199L248 200V198L246 199V197H243ZM5 199V200H4ZM70 199V200H69ZM71 199H72V201H71ZM65 200V201H64ZM88 202H87V201ZM3 201V202H2ZM93 201V202H92ZM94 201L96 202L97 201V203L95 204L94 203ZM126 201H128V202H126ZM12 203L11 205H9V204H7V203ZM90 202H92V203H90ZM15 203V202H14ZM54 203V204H53ZM71 203V204H72ZM126 203V204H125ZM141 203V204H140ZM53 204V205H52ZM140 204V205H139ZM14 205V206H13ZM87 205V206H86ZM94 205V206H93ZM142 206V207H141ZM20 209H19V208ZM38 207V208H37ZM90 207H92V208H90ZM140 207V208H139ZM24 208V207H23ZM101 208H103V210L104 209H106V210H108L107 212L106 211H104L106 214H104V212L102 213L101 212ZM109 208V207H108ZM19 209V210H18ZM38 209V210H37ZM89 209H88V211H89ZM91 209H92V212L93 213H91ZM23 210L25 211V213L23 212ZM53 210V211H52ZM102 210V211H103ZM141 210V211H140ZM148 210V209H147ZM39 211V212H38ZM146 211V210H145ZM50 212L52 213L51 215H50ZM120 212H122V213H120ZM124 212H126V214H127V212H129V214L131 215H127V216H129V218L128 217H126L125 218V213ZM135 212V213H134ZM139 212V213H138ZM21 213H23V214H21ZM41 213V214H40ZM124 213V214H123ZM138 213V215H136ZM24 214H26L27 216H28V218L27 217H25L26 215H24ZM64 216H63V215ZM107 214H109V215H107ZM110 214H111V216H110ZM60 215H61V217H60ZM96 215V216H95ZM103 215V216H102ZM118 215H121V216H118ZM108 216H110L111 217V219L109 220V219H107V217ZM114 216V217H113ZM34 217H37V218H34ZM97 217V218H96ZM113 217V218H112ZM121 217V218H120ZM118 218V219H117ZM33 219V220H32ZM54 219H55V221L58 219L60 222H64L65 224L66 223H68L67 224V226H68V228H69V233H71L70 234V238H71V241H70V243L73 245V247H71L72 245H70V246H65V241H62L61 239L59 240V239H57L56 241H55V239L53 238V237H49V234H50V236H52V235H55V231H53L54 230V228H53V224L55 223V221H54ZM112 219H113V223H111L112 222ZM125 219V220H124ZM128 219L130 220L129 222H128ZM65 220V221H64ZM109 220V221H108ZM33 221V222H32ZM67 221V222H66ZM70 221V222H69ZM108 221V222H107ZM116 221V222H115ZM81 224H80V223ZM118 222V223H117ZM123 222V223H122ZM121 223V224H120ZM129 223V224H128ZM33 224V225H32ZM70 224V225H69ZM76 224V225H75ZM84 225V227H83V225ZM101 224V225H100ZM111 224V225H110ZM35 225H37V226H35ZM78 225V226H77ZM123 225V226H122ZM44 226V227H43ZM52 226V227H51ZM106 226H108V227H106ZM114 226V227H113ZM130 226V227H129ZM49 227V228H48ZM130 228V230H129V228ZM49 229V230H48ZM70 229H71V231H70ZM77 229V230H76ZM87 230V231H86ZM86 231V232H85ZM38 232H40V234H38ZM54 232V233H53ZM73 232V233H72ZM106 232V233H105ZM130 232V233H129ZM111 233V234H110ZM46 234V235H45ZM105 234V235H104ZM139 234H141V233H139ZM84 237H83V236ZM87 235V236H86ZM101 236V237H100ZM104 236V237H103ZM141 236V235H140ZM45 237H46V239H47V241H46V239H45ZM72 237H74V240H73V238ZM82 237V238H81ZM116 237V238H115ZM54 239V241L55 242H58V243H55L54 241H53V239ZM80 238H81V240H80ZM52 239V240H51ZM85 239L87 240V244L89 245L90 244V248L88 247V245L85 243ZM120 239V240H119ZM119 240V241H118ZM52 241V242H51ZM62 241V242H61ZM74 241V242H73ZM84 241V242H83ZM91 241V242H90ZM50 242V243H49ZM54 242V243H53ZM60 242V243H59ZM77 242V243H76ZM78 242H80V243H78ZM108 242V243H107ZM111 242V243H110ZM120 242V244H121V246H120V244L118 245V243ZM53 243V244H52ZM62 243V245H64V246H62V247H64L63 249L65 250V249H67V250H62L61 248V246H60V244ZM98 243V244H97ZM116 243H117V246H116ZM77 244H79L78 246H76ZM81 244V245H80ZM84 244H86V246H87V248H86V246L84 245ZM91 244H92V248H91ZM105 245V246H104ZM55 246V247H54ZM74 246H75V248H74ZM85 246V247H84ZM96 246V247H95ZM110 246V247H109ZM112 246V247H111ZM118 246H120V248H118V249H116V247H118ZM67 247V248H66ZM107 247V248H106ZM109 247V248H108ZM122 247V248H121ZM72 248H74V249H72ZM76 248H79V249H76ZM81 248V249H80ZM83 248V249H82ZM85 248V249H84ZM97 248V249H96ZM113 248V249H112ZM43 249H44V252H43ZM122 251H121V250ZM77 250H79L78 252H77ZM117 250H119V251H117ZM61 251L63 252L64 251V253H62V255L63 256H60L61 255ZM86 251V252H85ZM113 251V252H112ZM91 252V253H90ZM121 252V253H120ZM59 253H60V255H59ZM88 253H89V255H88ZM98 254V255H97ZM105 254V255H104ZM49 255V256H48ZM56 255H59V257H57ZM67 255V256H66ZM56 256V257H55ZM91 257V259H90V257ZM61 257V258H60ZM62 257H64L63 259H62ZM85 257V258H84ZM87 257V258H86ZM89 257V258H88ZM54 258H57V260L56 259H54ZM59 258V259H58ZM67 258V259H66ZM45 259V260H44ZM85 259V260H84ZM125 259V260H124ZM47 260V261H46ZM48 260H49V263H48ZM60 260V261H59ZM82 262H81V261ZM40 261H42V263L40 262ZM51 261V262H50ZM57 261H58V263H57ZM69 261V262H68ZM87 261L89 262V263H87ZM80 262V263H79ZM114 262V263H113ZM146 262V261H145ZM147 264H149V263H147Z\"/></svg>",
    "mask_w": 264,
    "mask_h": 264
}]
</instances>
